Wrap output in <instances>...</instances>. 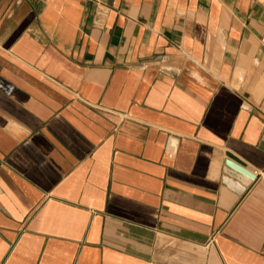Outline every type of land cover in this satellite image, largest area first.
Wrapping results in <instances>:
<instances>
[{
  "label": "crops",
  "instance_id": "obj_1",
  "mask_svg": "<svg viewBox=\"0 0 264 264\" xmlns=\"http://www.w3.org/2000/svg\"><path fill=\"white\" fill-rule=\"evenodd\" d=\"M0 264H264V0H0Z\"/></svg>",
  "mask_w": 264,
  "mask_h": 264
},
{
  "label": "water",
  "instance_id": "obj_2",
  "mask_svg": "<svg viewBox=\"0 0 264 264\" xmlns=\"http://www.w3.org/2000/svg\"><path fill=\"white\" fill-rule=\"evenodd\" d=\"M228 163L230 165H232L233 167H235L237 170L241 171L242 173H245V174H247V175H249L251 177L255 176V174L252 173L249 169H247L245 166L237 163L236 161H228Z\"/></svg>",
  "mask_w": 264,
  "mask_h": 264
}]
</instances>
